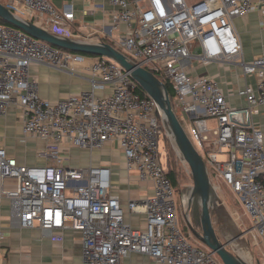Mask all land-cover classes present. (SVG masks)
Instances as JSON below:
<instances>
[{
    "label": "built area",
    "instance_id": "built-area-1",
    "mask_svg": "<svg viewBox=\"0 0 264 264\" xmlns=\"http://www.w3.org/2000/svg\"><path fill=\"white\" fill-rule=\"evenodd\" d=\"M109 2L113 10L106 35L113 46L172 84V103L192 123L188 137L210 181L228 186L249 216L251 225L241 235L264 244V133L254 122L258 108H264V44L259 56L244 60L234 23L243 14L259 12L264 35V0ZM3 5L33 23L42 19V28L58 37L90 41L73 32L70 4L57 9L50 0H6ZM86 59L0 23V115L14 105L20 142L45 143L36 150L44 164H20L7 154L0 137V197L9 198V224L38 226L48 236L79 233L83 264H122L134 253L153 264H222L209 249L190 244L178 228L174 188L160 161L161 114L150 96L137 91L129 72L94 56L87 66L90 88L56 101L42 98L29 75L32 63L66 69ZM210 62L240 70L245 83L236 94L244 105H232L230 94L212 76L191 73L193 64ZM251 76L254 85L247 81ZM104 88L110 92L95 93ZM106 147L117 148L124 168L152 183L151 195L127 203L131 214L144 216L139 226L125 220L120 197L112 192V165H69L70 148L92 153ZM8 178L15 182L11 188L5 185Z\"/></svg>",
    "mask_w": 264,
    "mask_h": 264
},
{
    "label": "crops",
    "instance_id": "crops-1",
    "mask_svg": "<svg viewBox=\"0 0 264 264\" xmlns=\"http://www.w3.org/2000/svg\"><path fill=\"white\" fill-rule=\"evenodd\" d=\"M53 6L61 9L65 4H70L74 10V20L71 28L79 38H86L92 42L104 41L113 43L109 36V24L111 22L112 4L109 0H50ZM261 14L253 11L235 18V28L242 44V56L249 61L259 56L263 51L264 35L259 28ZM34 23L43 27V20L36 19ZM119 30L126 31V26L120 24ZM104 32L105 35H103ZM118 32V31H117ZM114 35V34H113ZM94 57V56H93ZM92 56L82 63H76L71 68L61 69L47 64L32 63L29 67V75L36 80L38 93L42 98L56 101L70 94H76L90 88L88 63ZM191 73H203L215 78L224 92L230 94L228 99L234 106L244 105L245 101L236 94L238 87L242 86L244 77L238 68L233 65H224L210 62L206 65H192ZM251 84H255L254 76L247 78ZM108 88L96 89L97 95L109 93ZM19 112L14 105H10L6 113L0 115V137L2 145L9 156L14 157L20 164L39 165L45 160L34 155L36 150L44 149L45 143L40 139L29 138L26 142H20L22 137ZM254 122L264 133V108H258V114L254 116ZM111 147L94 150L90 153L86 149L70 148L69 165L73 167H86L88 165H112L107 153ZM31 155L26 152L32 150ZM120 170L124 169L123 157L117 148H114ZM113 166V165H112ZM126 170L127 184L120 188L117 184L112 192L120 197L121 203L127 205L130 199H141L151 193L150 182L145 180H131ZM14 180H5L6 188L14 185ZM118 189L117 192L114 189ZM9 198L0 197V264H83L81 258V239L77 232L65 230L60 236L57 233L52 236L43 235L40 228H17L9 224ZM143 215L131 214L125 211V220L132 226L142 224ZM135 218V221L134 219ZM122 264H153L148 256L131 254L124 259Z\"/></svg>",
    "mask_w": 264,
    "mask_h": 264
},
{
    "label": "water",
    "instance_id": "water-1",
    "mask_svg": "<svg viewBox=\"0 0 264 264\" xmlns=\"http://www.w3.org/2000/svg\"><path fill=\"white\" fill-rule=\"evenodd\" d=\"M0 19L21 29L29 36L42 40L53 47H59L75 53L103 56L115 61L126 72H129L132 79L144 93L156 102L172 147L180 160L190 170L193 182L190 193L191 196L193 195L199 202L201 225L200 233L196 232L194 229H191V231L203 245L218 256L222 264H253L249 252L250 258L249 261H247L237 256L233 251L227 249L226 244L218 240L212 225L211 213L213 212V199L218 203L219 201L211 184L207 166L185 132L175 112L166 85L157 76L133 62L127 55L108 42H92L58 37L35 23L20 18L2 3H0ZM219 205L222 207L220 203ZM235 228L237 232L235 235H240L241 232L237 227Z\"/></svg>",
    "mask_w": 264,
    "mask_h": 264
},
{
    "label": "rangeland",
    "instance_id": "rangeland-1",
    "mask_svg": "<svg viewBox=\"0 0 264 264\" xmlns=\"http://www.w3.org/2000/svg\"><path fill=\"white\" fill-rule=\"evenodd\" d=\"M2 1L5 2L6 0H2ZM195 51H198V48H195ZM83 55L93 57V55H88V54H83ZM175 112L178 115V118L185 132L189 136V129L192 123L179 110L177 106H175ZM207 124L209 126L214 125L212 120H207ZM163 128L164 130L161 135V140L159 141L160 161L162 164H164L165 157L167 158V163L169 160H171L173 162L172 166L174 167L177 174V187L176 190L174 189V200L177 209L176 217H177L178 228L180 229V231L183 233V235L186 237V239L190 244L196 247H200L202 249H208L191 231V229H194L196 232L199 233L201 232L200 227L196 226L194 222V218L192 216V203L189 200L190 197L192 198V196H190V188L193 185L190 170L179 159L177 154L175 155V157H171L169 159L168 146L170 145L172 147V144L164 124H163ZM31 152H33V149L28 150L26 152L27 156L31 155ZM36 153L37 152H35L34 155H36ZM107 156L109 158L110 163H114L112 164L113 187L117 184L118 187L125 188V185L127 184L128 181L126 170L124 169L120 170L119 163L117 160V154L115 152L114 147H111L109 149V153H107ZM129 177L131 180H140L139 174L135 170H130ZM140 181L143 184H145V180H140ZM211 184L213 186V189L215 191L219 203L222 205L221 207L219 203L215 199H213L212 201L213 212L211 213V220L218 240L222 243H225L226 248L229 249L230 251H233L240 258L249 261L250 258L249 253H250L253 260V264H264V244L260 240L258 241L253 240L249 235L242 236L241 233L240 235H235L237 233L236 229L235 232L232 233L229 230L230 229V227L228 226L229 224L227 225V223H230V225L232 223V225L234 227H237V229L240 232H243L244 229H247L251 225L249 216L242 207V204L239 201L238 197L230 190L228 186L224 185L218 179H212ZM150 188H151V193L149 195H151L153 192V186L151 182H150ZM118 189L119 188L114 189V191L117 192ZM122 207L125 211L128 210L127 205L122 204ZM196 207H197V203L194 204L195 214H196ZM133 219L135 221V218Z\"/></svg>",
    "mask_w": 264,
    "mask_h": 264
},
{
    "label": "trees",
    "instance_id": "trees-1",
    "mask_svg": "<svg viewBox=\"0 0 264 264\" xmlns=\"http://www.w3.org/2000/svg\"><path fill=\"white\" fill-rule=\"evenodd\" d=\"M0 3L4 4V2L2 0H0ZM0 23L5 24V25H10L9 23L3 21L2 19H0ZM10 26H12V25H10ZM110 44L113 45V43H110ZM160 80L166 85V88H167V90L169 92V95H170V99H171V101H173V98H174V90H173L172 84L168 80H166V79L160 78ZM137 91L139 93H141V94H144V91L140 87H137ZM174 109H175V106H174ZM175 155H176L175 151L169 145L168 146V157H169V159L171 157H175ZM175 160H176V158H175ZM172 163L173 162L171 160H169L168 163H167V158L165 157L166 174H167L168 178L170 179L173 188L176 190V187H177V174H176V171H175L174 167L172 166Z\"/></svg>",
    "mask_w": 264,
    "mask_h": 264
},
{
    "label": "flooded vegetation",
    "instance_id": "flooded-vegetation-1",
    "mask_svg": "<svg viewBox=\"0 0 264 264\" xmlns=\"http://www.w3.org/2000/svg\"><path fill=\"white\" fill-rule=\"evenodd\" d=\"M191 192V191H190ZM190 196H191V193H190ZM189 200H190V202L192 203V216H193V218H194V222H195V224H196V226H198V227H200V229H201V225H200V216H199V214H200V205H199V202L197 203V207H196V214H195V211H194V202H193V200H192V198L190 197L189 198ZM212 221V220H211ZM226 223H227V221H226ZM229 224V225H228ZM213 225V224H212ZM227 225L230 227V232H232V233H234L235 232V227L232 225V223H231V225H230V223H227Z\"/></svg>",
    "mask_w": 264,
    "mask_h": 264
},
{
    "label": "bare ground",
    "instance_id": "bare-ground-1",
    "mask_svg": "<svg viewBox=\"0 0 264 264\" xmlns=\"http://www.w3.org/2000/svg\"><path fill=\"white\" fill-rule=\"evenodd\" d=\"M12 187V186H11ZM9 188V187H8ZM192 200H193V202H194V204L195 203H198V201H197V199L192 195Z\"/></svg>",
    "mask_w": 264,
    "mask_h": 264
}]
</instances>
